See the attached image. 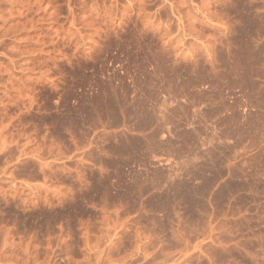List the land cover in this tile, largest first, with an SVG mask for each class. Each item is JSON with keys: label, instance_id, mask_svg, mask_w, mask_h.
Listing matches in <instances>:
<instances>
[{"label": "rangeland", "instance_id": "obj_1", "mask_svg": "<svg viewBox=\"0 0 264 264\" xmlns=\"http://www.w3.org/2000/svg\"><path fill=\"white\" fill-rule=\"evenodd\" d=\"M0 264H264V0H0Z\"/></svg>", "mask_w": 264, "mask_h": 264}]
</instances>
